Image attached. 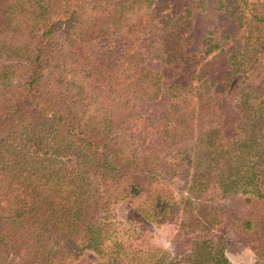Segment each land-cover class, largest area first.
<instances>
[{
  "label": "trees",
  "instance_id": "1",
  "mask_svg": "<svg viewBox=\"0 0 264 264\" xmlns=\"http://www.w3.org/2000/svg\"><path fill=\"white\" fill-rule=\"evenodd\" d=\"M264 264V0H0V264Z\"/></svg>",
  "mask_w": 264,
  "mask_h": 264
},
{
  "label": "rangeland",
  "instance_id": "2",
  "mask_svg": "<svg viewBox=\"0 0 264 264\" xmlns=\"http://www.w3.org/2000/svg\"><path fill=\"white\" fill-rule=\"evenodd\" d=\"M227 255L231 260L240 264H244L250 259V255L247 249H245L238 243H234L232 247L227 248Z\"/></svg>",
  "mask_w": 264,
  "mask_h": 264
}]
</instances>
